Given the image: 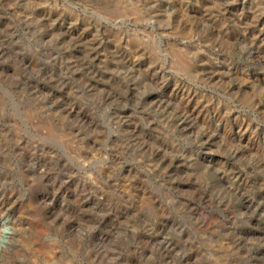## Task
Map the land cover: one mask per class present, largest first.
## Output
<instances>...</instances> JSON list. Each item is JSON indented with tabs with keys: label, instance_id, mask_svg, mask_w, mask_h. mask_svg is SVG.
Instances as JSON below:
<instances>
[{
	"label": "rangeland",
	"instance_id": "1",
	"mask_svg": "<svg viewBox=\"0 0 264 264\" xmlns=\"http://www.w3.org/2000/svg\"><path fill=\"white\" fill-rule=\"evenodd\" d=\"M0 264H264V0H0Z\"/></svg>",
	"mask_w": 264,
	"mask_h": 264
},
{
	"label": "bare ground",
	"instance_id": "2",
	"mask_svg": "<svg viewBox=\"0 0 264 264\" xmlns=\"http://www.w3.org/2000/svg\"><path fill=\"white\" fill-rule=\"evenodd\" d=\"M9 232V226L4 221L0 220V252L3 248H5L9 240Z\"/></svg>",
	"mask_w": 264,
	"mask_h": 264
}]
</instances>
